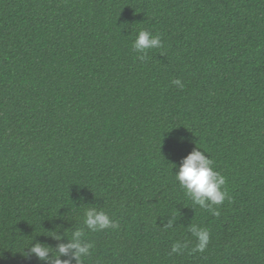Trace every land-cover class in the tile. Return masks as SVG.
I'll return each instance as SVG.
<instances>
[{
	"label": "trees",
	"instance_id": "1",
	"mask_svg": "<svg viewBox=\"0 0 264 264\" xmlns=\"http://www.w3.org/2000/svg\"><path fill=\"white\" fill-rule=\"evenodd\" d=\"M196 148L218 216L175 179ZM78 229L83 264H264V0H0V264H49L31 248Z\"/></svg>",
	"mask_w": 264,
	"mask_h": 264
},
{
	"label": "clouds",
	"instance_id": "2",
	"mask_svg": "<svg viewBox=\"0 0 264 264\" xmlns=\"http://www.w3.org/2000/svg\"><path fill=\"white\" fill-rule=\"evenodd\" d=\"M161 46L160 35H153L147 30H141L132 45L133 49L141 54L140 60L147 58L149 49ZM173 83L183 87L180 80H175ZM212 165L213 161L203 151L196 148L183 159L179 170L175 172V179L192 200L193 205H198L218 216L220 213L213 206L221 205L227 196L226 190L223 189L226 178L215 171ZM84 225L92 232L119 227L117 221L112 220L104 211H98L96 208L86 210ZM168 227H171V224ZM190 230L197 239L193 251H204L210 241L209 230L196 225H191ZM92 247L93 245L85 239V232L78 229L71 234L69 243L58 246L54 255H49L50 252H53L51 247L42 244H35L31 248V253L41 260L48 261L49 264H71V260L61 259L68 255L76 260V264H83L84 259L90 255ZM183 248H187V244L177 242L173 245L172 251L179 254ZM23 255L27 258L28 253H23Z\"/></svg>",
	"mask_w": 264,
	"mask_h": 264
}]
</instances>
